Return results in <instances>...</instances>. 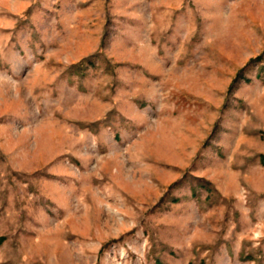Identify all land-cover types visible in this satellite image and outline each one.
<instances>
[{
	"label": "rangeland",
	"instance_id": "rangeland-1",
	"mask_svg": "<svg viewBox=\"0 0 264 264\" xmlns=\"http://www.w3.org/2000/svg\"><path fill=\"white\" fill-rule=\"evenodd\" d=\"M0 264H264V0H0Z\"/></svg>",
	"mask_w": 264,
	"mask_h": 264
}]
</instances>
